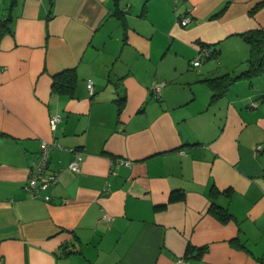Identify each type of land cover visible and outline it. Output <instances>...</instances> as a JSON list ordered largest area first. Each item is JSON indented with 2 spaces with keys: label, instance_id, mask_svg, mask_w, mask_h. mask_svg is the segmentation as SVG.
Here are the masks:
<instances>
[{
  "label": "crops",
  "instance_id": "0c3cea01",
  "mask_svg": "<svg viewBox=\"0 0 264 264\" xmlns=\"http://www.w3.org/2000/svg\"><path fill=\"white\" fill-rule=\"evenodd\" d=\"M261 2L0 0L2 264H264V74L213 101L202 81L245 68ZM202 43L216 55L192 66ZM66 69L72 95L54 93ZM42 141L48 201L24 186Z\"/></svg>",
  "mask_w": 264,
  "mask_h": 264
},
{
  "label": "trees",
  "instance_id": "16d2710c",
  "mask_svg": "<svg viewBox=\"0 0 264 264\" xmlns=\"http://www.w3.org/2000/svg\"><path fill=\"white\" fill-rule=\"evenodd\" d=\"M15 3L16 0H9V7L14 5ZM262 4H264V2L255 5L252 11ZM181 16H186V15H181ZM188 16L190 17V15ZM10 21H11V16L1 19L0 21L1 32L10 30V24H9ZM240 35L249 48V54L245 61L246 64L245 68L237 74L225 73L220 76L207 77L204 80H202L210 87L212 91L210 101H213L223 96L234 82L242 79L250 80L254 77L264 74V29L262 28L250 29L248 31L242 32ZM201 45H208L212 48V55L206 58L214 57L216 55V49L212 45L204 44V43H202ZM190 65H191V61H190ZM75 84H76L75 70L66 69L53 75L51 90L57 94L72 95V91L75 87ZM215 191L216 190L212 188L211 192L215 193ZM182 197H183L182 193L178 195L171 194L169 199L170 200L181 199ZM208 210L221 222L229 221L232 218V215L228 212V210L221 205L211 203ZM202 251L203 248H200V252Z\"/></svg>",
  "mask_w": 264,
  "mask_h": 264
},
{
  "label": "built area",
  "instance_id": "2783aa9c",
  "mask_svg": "<svg viewBox=\"0 0 264 264\" xmlns=\"http://www.w3.org/2000/svg\"><path fill=\"white\" fill-rule=\"evenodd\" d=\"M191 18L186 16H180L177 21L180 25L185 26L190 22ZM212 55V48L208 45H200L198 52L191 60L192 66H197L203 62V60ZM164 86V82L154 83L150 92L156 98L160 97L161 89ZM87 87L89 91H92V81L87 80ZM252 106L256 105V102L251 103ZM60 119L58 115H52L49 119L50 125L55 126V123ZM55 146L53 142H41V148L37 159L32 163V168L29 170V174L25 183V189L31 197H41L44 200H49L50 196L45 193V190L53 183L57 182L59 171L49 168L50 151ZM73 157L68 163L67 167L72 172L80 171V161L82 160V151L79 149L71 148ZM125 164H129V161H125ZM102 218L109 219V216L105 213L102 214ZM176 264H185L183 258H178ZM0 264H2L0 262Z\"/></svg>",
  "mask_w": 264,
  "mask_h": 264
}]
</instances>
